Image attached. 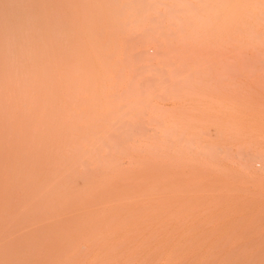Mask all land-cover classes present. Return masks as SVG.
Segmentation results:
<instances>
[{
    "label": "rangeland",
    "instance_id": "obj_1",
    "mask_svg": "<svg viewBox=\"0 0 264 264\" xmlns=\"http://www.w3.org/2000/svg\"><path fill=\"white\" fill-rule=\"evenodd\" d=\"M146 1L0 0V264L264 254V0Z\"/></svg>",
    "mask_w": 264,
    "mask_h": 264
},
{
    "label": "bare ground",
    "instance_id": "obj_2",
    "mask_svg": "<svg viewBox=\"0 0 264 264\" xmlns=\"http://www.w3.org/2000/svg\"><path fill=\"white\" fill-rule=\"evenodd\" d=\"M136 1H138V0H136ZM144 2H147L146 0H143ZM180 1V0H179ZM182 1V0H181ZM180 1V2H181ZM188 0H186V3H190L191 1H189V2H187ZM201 1V0H200ZM199 1V2H200ZM157 2V1H156ZM155 2V3H156ZM183 2V1H182ZM158 3V2H157ZM160 4V3H159ZM187 4V5H188ZM144 5L145 4H143V8H144ZM152 5V4H151ZM190 5V4H189ZM161 6H167V5H164L163 3L161 4ZM169 6V5H168ZM170 7V6H169ZM165 8H167V7H165ZM195 9V7H190V10L191 9ZM180 9V8H179ZM170 10V9H169ZM171 10H172V8H171ZM181 10L182 9H180V12H181ZM167 11H168V8H167ZM175 11H178V10H173V12L172 13H174ZM195 11H196V9H195ZM157 12V11H156ZM186 12V11H185ZM158 13H159V11H158ZM169 13V11L167 12V14ZM171 13V14H172ZM160 14L162 15V13H161V11H160ZM160 14H159V16H160ZM170 14V13H169ZM183 14V13H182ZM183 15H185V14H183ZM164 16V15H163ZM200 16V15H199ZM153 18H155V16L153 17ZM170 18V17H169ZM174 18H175V16H174ZM178 18V17H177ZM216 18V17H215ZM162 20H164V19H162ZM186 20H187V18H186ZM210 21V20H209ZM182 22V21H181ZM181 22H180V19H179V23L181 24ZM171 24V23H170ZM188 24H190V22L188 23ZM194 25V24H193ZM193 30V29H192ZM171 44V43H170ZM173 44V43H172ZM171 44V45H172ZM171 52V51H170ZM138 54V53H137ZM143 55V54H142ZM137 56V55H136ZM206 64V63H205ZM146 68V67H145ZM135 72H136V70H135ZM172 72V71H171ZM134 73V72H133ZM189 73V72H188ZM136 75V74H135ZM173 75V74H172ZM186 76H187V74H186ZM133 77H135V76H133ZM160 79V78H159ZM189 79V78H188ZM164 84V83H163ZM163 87V86H162ZM167 87V86H166ZM148 90H151V89H148ZM154 89H152V91H153ZM161 90H162V88H161ZM147 92V91H146ZM154 95V94H153ZM145 96V95H144ZM154 97V96H153ZM156 97V96H155ZM116 99V98H115ZM142 99V98H141ZM147 101H148V99H147ZM147 101H146V103H147ZM138 102V101H137ZM140 102V101H139ZM130 106V105H129ZM145 107V106H144ZM134 110V109H133ZM132 110V111H133ZM115 121V120H114ZM112 123V122H111ZM123 123V122H122ZM139 123V122H138ZM161 124V123H160ZM162 125V124H161ZM111 126V125H110ZM113 126V125H112ZM115 126V125H114ZM142 128V127H141ZM142 133V132H141ZM108 134V133H107ZM119 134V133H118ZM157 134V133H156ZM169 135V134H168ZM108 138V137H107ZM165 138V137H164ZM188 141V140H187ZM113 143V142H112ZM228 151V150H227ZM240 151V150H239ZM226 152V151H225ZM227 155V154H226ZM229 156H231V155H229ZM253 161V160H252ZM86 173V172H85ZM68 176V175H67ZM68 178V177H67ZM70 182V181H69ZM68 183V182H67ZM52 184V183H51ZM50 184V185H51ZM61 186V185H60ZM61 187H63V186H61ZM64 188V187H63ZM3 233V232H2ZM9 259H11V256H9ZM249 264H264V254H261L260 253V251H259V248H257V251L255 252V255H253V257H252V259L250 260V262H249Z\"/></svg>",
    "mask_w": 264,
    "mask_h": 264
}]
</instances>
